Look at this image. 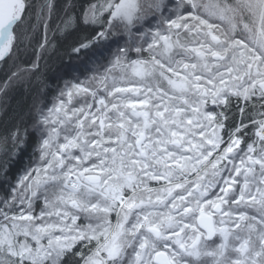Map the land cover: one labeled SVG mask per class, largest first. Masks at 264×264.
Here are the masks:
<instances>
[{
	"label": "snow or ice",
	"instance_id": "6c2138e0",
	"mask_svg": "<svg viewBox=\"0 0 264 264\" xmlns=\"http://www.w3.org/2000/svg\"><path fill=\"white\" fill-rule=\"evenodd\" d=\"M0 70V264H264V0H0Z\"/></svg>",
	"mask_w": 264,
	"mask_h": 264
},
{
	"label": "trees",
	"instance_id": "16d2710c",
	"mask_svg": "<svg viewBox=\"0 0 264 264\" xmlns=\"http://www.w3.org/2000/svg\"><path fill=\"white\" fill-rule=\"evenodd\" d=\"M34 3H40L41 0H33ZM66 0H56L57 4H63ZM78 2H84V0H78ZM61 53L63 48H61ZM33 59L30 51H21L19 54V62L23 66L26 61ZM59 56H53L48 61V65L43 69V78L48 79L49 83H62L65 79H71V68L68 64V57L63 56L64 63L60 62ZM4 79L3 71L0 70V81ZM42 87L39 81L35 77L26 80L22 85H17L8 96L7 115L0 112V132L4 127L12 122V118L15 116L16 110L23 104L29 102L31 95L36 88ZM21 163H17L13 168V172H17L20 169Z\"/></svg>",
	"mask_w": 264,
	"mask_h": 264
}]
</instances>
